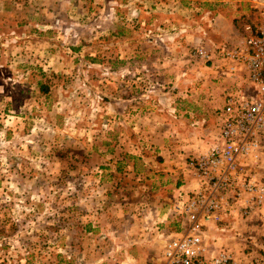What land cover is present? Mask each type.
Wrapping results in <instances>:
<instances>
[{"label":"rangeland","instance_id":"obj_1","mask_svg":"<svg viewBox=\"0 0 264 264\" xmlns=\"http://www.w3.org/2000/svg\"><path fill=\"white\" fill-rule=\"evenodd\" d=\"M261 2L0 0V264H158Z\"/></svg>","mask_w":264,"mask_h":264},{"label":"built area","instance_id":"obj_2","mask_svg":"<svg viewBox=\"0 0 264 264\" xmlns=\"http://www.w3.org/2000/svg\"><path fill=\"white\" fill-rule=\"evenodd\" d=\"M260 16L257 23L244 25L238 45L219 52L221 73L238 86L224 98L214 142L188 163L198 188L181 194L173 205L179 227L164 239L158 264H246L226 250L211 249L206 232L232 210L226 193L233 200L249 195L243 216L264 209V185L254 173L264 160V0ZM247 264L264 262L256 257Z\"/></svg>","mask_w":264,"mask_h":264},{"label":"crops","instance_id":"obj_3","mask_svg":"<svg viewBox=\"0 0 264 264\" xmlns=\"http://www.w3.org/2000/svg\"><path fill=\"white\" fill-rule=\"evenodd\" d=\"M189 188L190 186L186 185L182 191H188ZM177 195L178 192H172V200ZM163 198L162 195H159L156 200L154 214L161 223L164 221L166 223L168 220L167 209L171 205L172 200L168 198V200L163 202L161 201ZM237 202L238 206L236 208H232L229 213L222 215L221 222L209 227L206 232V241L211 249L226 250L232 254L235 260L247 264L254 250L257 252L259 249L264 251V209H256L249 216L243 218L241 213L242 205L239 204L240 201ZM250 245H254L255 248L251 249ZM250 250L252 252L251 256L249 255Z\"/></svg>","mask_w":264,"mask_h":264}]
</instances>
